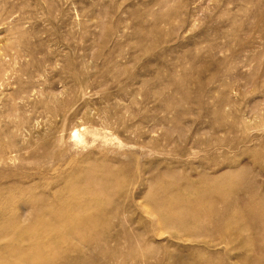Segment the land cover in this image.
<instances>
[{
  "label": "rangeland",
  "instance_id": "rangeland-1",
  "mask_svg": "<svg viewBox=\"0 0 264 264\" xmlns=\"http://www.w3.org/2000/svg\"><path fill=\"white\" fill-rule=\"evenodd\" d=\"M109 170L100 208L85 183ZM252 193L264 0H0V264H264ZM196 195L204 233L161 222ZM78 214L86 240L59 239Z\"/></svg>",
  "mask_w": 264,
  "mask_h": 264
},
{
  "label": "bare ground",
  "instance_id": "bare-ground-1",
  "mask_svg": "<svg viewBox=\"0 0 264 264\" xmlns=\"http://www.w3.org/2000/svg\"><path fill=\"white\" fill-rule=\"evenodd\" d=\"M76 131V130H75ZM77 134V133H76ZM71 136H72V134H71ZM74 137H76L75 136V134L73 135ZM79 136V135H78ZM79 139V138H78ZM78 139L76 138L75 140H77L78 141ZM80 140V142H81V139H79ZM104 166V165H103ZM94 167H95V164H94ZM92 170V169H91ZM95 170V169H94ZM227 175V174H226ZM226 175H223V177H220L219 179H215V182L213 181V179L211 180L212 181V183H216V186H218L219 188H223L224 186L226 187V183H228V181L231 179V177L229 176H226ZM101 176V175H100ZM104 176V175H103ZM103 179H106V180H104V183L102 184V185H100L99 187H97V188H93L92 186H91V182L90 183H88V182H86L85 183V191H86V194H88L93 200H94V202H96V204L98 203V205L97 206H99V205H102L101 204V202L100 201H105V200H110L111 199V201H113L114 199V196H115V192H114V189L112 188V180H116L115 178H114V175H113V173H110V170H109V173H106L105 174V176L103 177ZM204 179V178H203ZM210 178H207V182H209L210 180H209ZM117 182V181H116ZM118 183V182H117ZM120 185V184H119ZM118 186V185H117ZM215 186V185H214ZM215 186V187H216ZM83 187V186H82ZM218 187H216V189L218 188ZM227 188V187H226ZM30 189V188H29ZM28 189V190H29ZM205 188H203V190H204ZM207 190V189H206ZM220 190V189H219ZM225 190V189H224ZM20 191V190H19ZM200 191H202V189L200 190ZM209 191V190H208ZM75 192V191H74ZM78 192V191H77ZM197 192V191H196ZM207 192V191H206ZM198 193V192H197ZM196 193V194H197ZM79 194H81V193H79ZM118 194V193H117ZM161 194H164V193H161ZM157 195H159V194H157ZM30 196V195H29ZM164 196V195H163ZM167 196V195H166ZM165 196V197H166ZM203 196V195H202ZM202 196H199L198 197V195H196L194 198H193V200L191 201H189V200H186V201H183L182 202V204H183V206L185 207V209H183V210H181L180 208L179 209H171L170 211H167V212H165V213H162V215H161V222L163 221V223H166V226H168V225H170V226H173V227H177L178 229L179 228H182L183 230H184V228L185 227H191L192 229H186V230H189L190 232H192V233H194V234H199V233H201V232H205V231H203L204 229H206L205 227H204V229H203V227L201 228V227H199L200 226V224H201V221H202V218H204V217H206V216H211V214H209V215H207V213L206 214H203L202 213V211H201V209H202V207H200L201 209H198V205L199 204H201V203H199L200 202V199L202 198ZM16 197V196H15ZM154 197V196H153ZM165 197H162V198H160V199H156V198H152V200H153V202L156 204V205H162V206H170L171 205V203L172 202H174L173 200H170V199H168V198H165ZM224 198V197H223ZM227 198V197H226ZM11 199V198H10ZM28 199V198H27ZM7 200V199H6ZM80 200V199H79ZM116 200V199H115ZM151 200V199H150ZM13 201V200H12ZM83 201V200H82ZM4 203H5V201H3ZM8 202V201H7ZM78 202V201H77ZM92 202V201H91ZM107 202H109V201H107ZM203 202V201H202ZM16 203V202H15ZM14 204V203H13ZM94 205L93 206H95V203H93ZM109 204V203H108ZM113 204V203H112ZM203 204V203H202ZM204 204H206L205 202H204ZM89 204H87V206H88ZM105 205V204H104ZM103 205V206H104ZM107 205V204H106ZM9 206V205H8ZM13 206V205H12ZM191 206H192V208L193 207H195V211H194V213L193 214H190L189 213V210H188V208L190 207L191 208ZM200 206V205H199ZM5 208H6V206H4ZM100 207V206H99ZM99 207H97V208H99ZM197 207V208H196ZM17 208V207H16ZM19 208H20V206H19ZM87 208V207H86ZM86 208H85V210H86ZM96 208V209H97ZM101 208V207H100ZM99 208V209H100ZM103 208H105V207H102V209ZM119 208V207H118ZM1 209V208H0ZM115 209V208H114ZM120 209V208H119ZM118 209V210H119ZM245 209H249V210H251V213L253 212V213H256L257 212V214L258 213H261V214H263L262 216H264V198H263V196H259L258 195V193H252V195H251V197H250V199L249 200H246V203H245ZM75 210V209H74ZM74 210H72V211H74ZM79 210V209H78ZM84 210V209H83ZM88 210V209H87ZM71 211V210H70ZM71 211V212H72ZM117 211V210H116ZM116 211H114V213H116ZM120 211V210H119ZM118 211V212H119ZM68 212V211H67ZM85 212V211H84ZM83 212V213H84ZM74 213V212H73ZM72 213V214H73ZM80 213V212H79ZM204 213H205V211H204ZM209 213H211V212H209ZM252 213V214H253ZM27 214V213H26ZM76 214V213H75ZM215 214V213H214ZM213 214V215H214ZM61 215H63L62 213H61ZM70 215H71V213H70ZM212 215V216H213ZM65 217H66V215H64ZM114 216V215H113ZM215 216V215H214ZM213 216V217H214ZM256 216V215H255ZM257 216H261V215H257ZM68 217V219H70V223L71 224H68V225H70L69 227H68V231H66V230H64L63 229V227L61 228V230L62 231H64V235L61 237V238H59V239H62V241L63 240H65V239H69V238H76V239H80V240H82V241H84V240H86L85 239V237L83 236V234H82V230H84L85 229V226H87L88 225V223L90 224L91 222V219L90 218H88L87 217V215L85 216H79V214H78V217L77 216H70V218H69V216H67ZM94 217V216H93ZM2 218V217H1ZM29 218H30V215H25V213H24V215L23 216H19V217H16V218H14V220H10V222L11 223H9L8 225L9 226H12V227H19V228H24L23 229V237H25V240L26 239H28L29 238V236H30V228H28V226L26 225L27 224V222H28V220H29ZM209 218H211V217H209ZM9 219V218H8ZM11 219V218H10ZM54 219V218H53ZM237 221H239V219L238 218H235ZM52 220V218H48L47 219V221H48V223H50L49 221H51ZM64 220H65V218H64ZM69 221V220H68ZM264 221V220H263ZM66 223V222H65ZM3 224V223H2ZM96 224H97V222H96ZM240 224V223H239ZM7 225V226H8ZM59 226H61V225H59ZM67 226V225H66ZM169 226V227H170ZM2 227V226H1ZM93 227H95V226H93ZM172 227V228H173ZM261 227H264V223L261 225ZM6 228V227H5ZM10 228V227H9ZM58 228V227H57ZM65 228V227H64ZM87 228H89V227H87ZM12 229V228H11ZM89 229H91V228H89ZM203 229V230H202ZM3 230H5V229H3ZM14 230V229H13ZM61 230H59V231H61ZM94 230V229H93ZM7 231V230H6ZM58 231V232H59ZM10 232V231H9ZM15 232V231H14ZM207 232V231H206ZM60 233V232H59ZM56 236H58L59 237V235H56ZM9 237V236H8ZM16 239V238H15ZM15 241H17V240H15ZM19 241V240H18ZM20 242V241H19ZM24 242V241H23ZM62 243V242H61ZM52 246H55V245H51L50 247L52 248V249H55V248H53ZM12 247V246H11ZM49 247V248H50ZM18 248V247H17ZM5 249V248H4ZM49 250V249H48ZM11 251H12V249H11ZM25 251V250H24ZM29 251V250H28ZM28 251H25V252H28ZM130 255L131 256H133V255H135V254H137V253H141L137 248H131L130 249ZM5 251H3V253H4ZM1 253H2V251H0V255H1ZM21 254V253H20ZM23 254H25V253H23ZM143 254H145V253H143ZM12 255H13V253H12ZM16 255V254H15ZM18 255V254H17ZM16 255V256H17ZM26 255V254H25ZM24 255V256H25ZM29 255V254H28ZM59 255V254H58ZM23 257V256H22Z\"/></svg>",
  "mask_w": 264,
  "mask_h": 264
}]
</instances>
